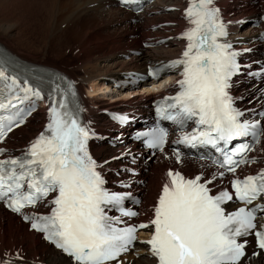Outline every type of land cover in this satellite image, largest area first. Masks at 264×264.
<instances>
[{
    "label": "snow or ice",
    "instance_id": "obj_1",
    "mask_svg": "<svg viewBox=\"0 0 264 264\" xmlns=\"http://www.w3.org/2000/svg\"><path fill=\"white\" fill-rule=\"evenodd\" d=\"M188 3L185 16L191 27L180 37L187 41L186 49L182 58L163 66L182 65L183 79L177 81V94L164 97L165 106L159 107L158 112L168 113L166 119L181 125L195 118L198 126H204V130L184 135L177 143L195 147L197 144L216 146L223 141L226 147L233 140L251 137L250 143L223 153L225 158L220 166L235 172L236 166L248 161L232 157L253 150L264 131L259 122L242 121L244 113L233 106L228 89L240 69L239 53L230 50L231 44L218 42V37L226 36L227 32L214 0H188ZM162 70L150 68L148 75L159 83ZM0 86L13 93L6 102L0 101V113L16 107L13 100L41 98L40 90L29 86L27 81L21 86L18 78L8 74L3 65H0ZM16 89L25 94L23 98L15 94ZM71 95L75 97V92L71 91ZM169 109H175V114ZM79 111L82 109L70 108L66 93H61L58 99L53 97L44 132L21 157L0 159V200H6L12 211L20 213L50 192L57 193L51 200L54 205L51 214L32 218L31 228L43 232L44 238L72 257L74 264H108L116 260L133 244L138 229L149 226L154 231L144 243L150 246L157 264H239L245 256L247 241L238 242V238L248 236L253 230L257 247L264 250V231L256 230L254 223L256 212L264 208L241 207L226 213L222 205L233 199L232 194L225 190L210 195L208 185L212 180L201 183L200 176L185 179L179 172H168L169 182L163 186L150 224L114 227L120 221L108 217L105 206L118 207L123 216L137 213L120 207L123 195L104 187L105 180L97 171L102 166L88 153L90 130L80 122ZM17 116L18 112L0 114V137L6 134L5 127L12 130ZM15 122L19 126L23 119ZM166 135L163 129L153 130L149 146L163 151ZM176 155L179 162V152ZM25 184L27 188L23 190ZM231 187L237 200L250 205L264 194V171L243 180L234 179ZM24 219L28 221L29 217Z\"/></svg>",
    "mask_w": 264,
    "mask_h": 264
},
{
    "label": "bare ground",
    "instance_id": "obj_2",
    "mask_svg": "<svg viewBox=\"0 0 264 264\" xmlns=\"http://www.w3.org/2000/svg\"><path fill=\"white\" fill-rule=\"evenodd\" d=\"M228 1L229 0H217L219 6L222 9L223 17L228 24L231 43L236 44L235 40H237V42H241L245 46L251 47L253 51H257L262 44L256 41V29L252 28L248 24L249 19L252 18V14H250L249 12V9H251L249 8V2L245 1L244 6H239L236 2H239V0H234L232 2ZM50 2L51 5H55V8H48L49 17H59L63 19L64 22L62 24L64 25H70L74 23V21L80 20L82 16H87L86 18L89 19V27L86 37L83 38L81 46L78 47L80 52L78 56H72V58H82V60H89L90 62L89 64H87L88 66H84L82 70H75L73 67H70L69 69H66L67 71H64L67 74H70V76L75 80L81 93H84L85 90L89 88L91 97L85 98L86 104L89 105V109L87 111V117L89 119L93 121H95L96 119L103 120L105 115L104 113L107 111H124L134 113L135 111H139L140 108L146 106L149 99L151 100L156 98L152 94H144V91H141L143 87L148 86L146 84L147 82L145 81L120 87L118 89L119 92H117L113 96H110L108 98L109 100L100 99L98 98V95L102 94V96H106L104 94L107 93L110 88H112L114 83L119 82L123 79L122 75L124 72H138L140 71V68L144 67L149 61L155 60L166 62L168 60L174 59L179 54L182 46V39L180 37L173 38L171 41L167 42V48L162 47L160 49H154L152 51L142 50L141 48L135 49V51H138L140 53L139 55L131 52L128 53V51L127 53H121V51L119 52V50L124 51V48H128V50L134 48L130 47V40L125 44L122 43V45V36L117 35V33V36L113 35L112 33L110 34L107 30L109 26L114 23V28L121 27L125 31L128 29H135L136 32L134 34V39H137L138 36H140V30H138L137 24H131V20L128 18V14L123 10L118 9L112 0H50ZM155 3V9L146 13L153 14V16L150 17L149 22L156 24L166 22L171 24L170 22H172L176 24V26H162L154 34L155 36H157L158 38H165L169 36L166 35V32H171L176 29H183L185 27L186 23L182 19L178 18L179 12H177L176 10L167 14L154 15V11L160 10L164 7L179 8L180 0H159ZM95 15H97L98 17H95ZM172 16H175V19H171ZM83 19L85 20V23H88L85 18ZM104 25H107V27L103 28ZM139 26L141 27L142 25ZM262 28H264V25H262ZM120 31H122V29ZM131 33L133 32L131 31ZM0 41L3 42V44L14 53L20 54L21 52H25L28 56H32L34 58H29V60L35 62L36 60H40L45 62L43 65L50 67L53 66L44 61L47 56H49L53 60H60L65 56L66 58H69L67 59V61H70L71 58L67 57L61 52H59L61 54L55 53L54 51L47 52L45 47L39 46L38 44L36 45L32 41H30L24 30V25H21L20 17L18 15H12L9 13L6 15L0 14ZM98 51H108L107 54L103 53L107 56L103 57L104 55H99L94 57L93 54ZM120 53L124 57H121ZM61 62L62 64L64 63L63 60ZM85 69H88L89 71H86ZM80 79H82V82H80ZM234 95L235 98L239 100L241 108L247 109L248 107L256 106L255 100L258 98V89L244 87L237 91H234ZM38 114L39 112H37L32 118L29 119V124L27 123L25 126L13 131L6 138V140H12L14 138L13 135L16 132L24 131L25 127L29 125L30 130L26 132V141L36 136V134L42 127V118H40ZM104 133L115 137V128L107 126L106 132ZM8 145H10V143H8L7 146ZM133 148L134 146L132 147V149ZM111 150L108 149V147L104 146V144L102 143L101 145L99 144L93 146L91 152L100 164H104L105 169L119 167L122 164L121 155L123 152L121 146H118L115 150H112L115 153L114 155L106 156V154L111 152ZM105 156L107 158H105ZM182 165L188 169L186 172V177L191 178L193 175L200 171L198 164H195L189 160L182 161ZM148 168L149 172H151L148 177V179H150V181L148 180V185H150V187H148L147 189V186H145V188L140 186L136 187L135 190L144 192V190L147 189L148 191H150V193H147L150 194V201H152V204L148 206L147 210L151 211L161 187L169 180V177L167 175L168 170H173V172L175 173L177 167L176 165H173L172 161H164L160 158V156H158L154 159V162L148 164ZM139 170L141 172V168H139ZM154 172L158 173V179H156V181H154V184L151 185V178L153 177ZM148 173L141 172L139 180L146 181L144 179V174ZM145 197L146 196L144 195V198ZM143 202L141 208H143ZM145 218L146 217L142 216L139 221H145ZM9 223L12 226L11 228L9 227ZM22 226L26 228L23 240L21 239V236H18V230L22 232L20 230ZM8 230L12 231L8 232ZM17 238H20V241H18ZM36 245L40 246L42 251L41 255L40 253L39 255L37 254ZM28 246L31 251L28 249ZM136 249L139 257L135 258L131 254L125 256L122 259V264H155V257H153L148 251V247L146 243H144L143 239L139 240V242L136 244ZM4 250H8L6 251V255L3 254ZM15 254L17 256H15ZM14 258H17L21 261L25 260L27 262L37 261L40 264H72L68 258L64 257L58 251L54 250L51 246L44 243L39 235L33 232H29L27 230V226H24L17 217L4 212L0 207V262H3L7 259L12 260ZM244 261H246V259L241 261L239 264H244ZM246 264H264V259L260 256L252 257L247 260Z\"/></svg>",
    "mask_w": 264,
    "mask_h": 264
},
{
    "label": "rangeland",
    "instance_id": "obj_3",
    "mask_svg": "<svg viewBox=\"0 0 264 264\" xmlns=\"http://www.w3.org/2000/svg\"><path fill=\"white\" fill-rule=\"evenodd\" d=\"M232 1H234V0H229L228 2H232ZM245 1L251 2V0H239V2L238 1H236V2L239 6H244ZM47 5H49V6H47ZM53 5L54 4L51 5L50 0L49 1L48 0H43V1L42 0H3V1L0 0V14L6 15L9 13L12 15H18L20 17L21 25H24V30H25L27 36L29 37L30 41H32L36 45L38 44L39 46L45 47L47 52H52V51H54L55 53L61 52L62 54H65L67 57H71L70 61L69 60L67 61V59H69V58H66L65 56H64V58H61L60 60H53L49 56H47V58L44 61L49 63L51 66H53L55 68H59L62 71H67L66 69H69L70 67H73L75 70H82L84 68V66H88L87 64H89L90 61L89 60H86V61L82 60V58L74 59V58H72V56L76 57V56H78V54L80 52L78 47L81 46L83 38L86 37L87 30L89 27V25H88L89 19L86 18L87 16H85V17L82 16L80 18V20L74 21V23H72L70 25H64V24H62L64 22L63 19H61L59 17L58 18L57 17L56 18L49 17V15H48L49 9L48 8H51V7L55 8V5L54 6ZM254 5H255V2H254ZM42 7H43V9H42ZM249 8H251V9H249L250 14L253 15L257 12L256 6H253V7L249 6ZM45 12L47 13V15ZM96 16L97 15H95V17ZM83 18H85L88 23H85V20ZM171 19H175V16H172ZM49 20H51V21H49ZM49 23H50V25H49ZM113 24H111V26H109V28L107 30L110 34L112 33L113 35H116V33H117V35H119V36L121 35L123 38L121 44L122 43L125 44L127 41L130 40V42H131L130 47H133V48L139 47V41L143 37L142 35H145V33H143V32H145L147 30V27L144 26V23L142 24V22H141L140 24H137L138 30H140L139 31L140 38H138V39H134L130 36L131 34H135V32H136L135 29H130V30L128 29V30H126L127 31L126 32L121 27L114 28ZM132 25H134V23H132ZM139 25H142V26L140 27ZM106 27H107V25L103 26V28H106ZM115 29H116V31H115ZM117 29L119 30V33H118ZM121 29H122V31H120ZM110 30L111 31L113 30L114 32L113 31L111 32ZM131 31L133 33H131ZM125 38H127V39H125ZM124 49H125L124 51L119 50V52L121 51V53L122 52L126 53L128 51V48H124ZM100 52H102V51H98V52L94 53L93 56L94 57L99 56V55L100 56L104 55L103 57L107 56L103 53L107 54L108 51H104L102 53H100ZM61 53H59V54H61ZM121 53H120V56L122 57ZM20 55L26 57L27 59H29V58L34 59L32 56H28L25 52H23V53L21 52ZM62 60L64 62L63 64L61 62ZM36 62H38V63L42 62V64L45 63V62L40 61V60H36ZM70 63H71V66H70ZM85 70L87 71L88 69H85ZM81 80L82 79H80V82H82ZM136 90H138V89H136ZM104 95H109V96H102V94H99L98 98L107 100L110 96H112L114 94L105 93ZM97 123H98V126L104 124L100 120H98ZM29 130H30V125L26 126L24 131L16 132L17 134L14 135V141H12V143H13L12 145L13 146H16V145L20 146V144L23 145L24 144L23 142H25L27 140L26 132ZM17 141L18 142L21 141V142L16 144ZM114 154L115 153L111 150V152L107 153L106 156H112ZM106 156H105V158H107ZM150 173L151 172H149L148 174H144L145 175L144 179L148 182L146 185L147 189H148V187H150V185H148L149 181H150V179H148ZM151 179H152L151 180L152 181L151 185H152V184H154V181H156V179H158V173L154 172L153 177ZM147 189L144 190V192H143L144 195L146 196L145 197L146 199L144 198V202H143V206H145V210H147L148 206L150 204H152V201H150L151 200L150 194H149L150 191H148ZM147 192H149V193H147ZM9 227L10 228L12 227L10 223H9ZM25 229L26 228L22 226V228H20V230L22 232H20L18 230V236H21L22 240L24 238ZM9 231L11 232L12 230H8V232ZM18 241H20V238L18 239ZM28 249L31 251L29 246H28ZM6 251H8V250L3 251L4 255H6ZM36 251H37L38 255H39V253L41 255L42 251H41V248L39 245H36ZM244 264H246V263H244Z\"/></svg>",
    "mask_w": 264,
    "mask_h": 264
}]
</instances>
